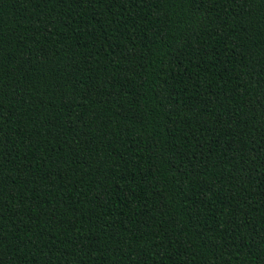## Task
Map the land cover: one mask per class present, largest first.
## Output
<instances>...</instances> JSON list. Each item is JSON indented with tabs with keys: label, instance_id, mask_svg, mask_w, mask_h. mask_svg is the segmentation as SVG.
<instances>
[{
	"label": "trees",
	"instance_id": "1",
	"mask_svg": "<svg viewBox=\"0 0 264 264\" xmlns=\"http://www.w3.org/2000/svg\"><path fill=\"white\" fill-rule=\"evenodd\" d=\"M0 264H264V0H0Z\"/></svg>",
	"mask_w": 264,
	"mask_h": 264
}]
</instances>
